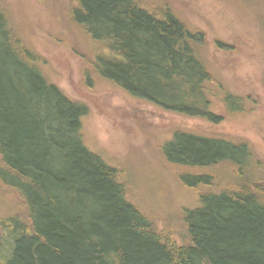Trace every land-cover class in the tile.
Segmentation results:
<instances>
[{
	"label": "trees",
	"instance_id": "trees-1",
	"mask_svg": "<svg viewBox=\"0 0 264 264\" xmlns=\"http://www.w3.org/2000/svg\"><path fill=\"white\" fill-rule=\"evenodd\" d=\"M75 3L73 23L105 45L94 62L102 79L213 126L224 121L213 98L228 113L246 112L248 98L213 79L195 50L197 34L171 11L136 0ZM42 69L0 6V182L27 212L3 224L0 264H264L263 165L247 141L176 131L163 145L166 162L188 170L181 182L206 190L184 213L189 243L170 244L128 199L118 171L86 146L89 108Z\"/></svg>",
	"mask_w": 264,
	"mask_h": 264
},
{
	"label": "rangeland",
	"instance_id": "rangeland-1",
	"mask_svg": "<svg viewBox=\"0 0 264 264\" xmlns=\"http://www.w3.org/2000/svg\"><path fill=\"white\" fill-rule=\"evenodd\" d=\"M136 1L150 11H171L197 34L198 57L215 81L248 98L246 112L228 113L213 98L212 110L224 119L213 126L165 112L102 79L94 62L105 45L73 23L75 0H0V6L21 46L42 58L49 81L89 108L82 120L89 150L118 171L128 199L153 229L182 246L189 243L185 210L197 207L206 190L185 186L181 176L188 170L164 159L162 147L176 131L247 141L264 173V0ZM13 217L27 219L25 204L0 182V234Z\"/></svg>",
	"mask_w": 264,
	"mask_h": 264
}]
</instances>
